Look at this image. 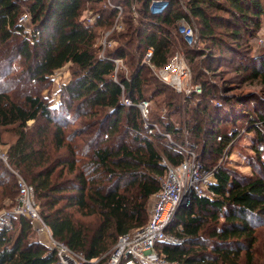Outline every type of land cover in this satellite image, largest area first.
<instances>
[{"label":"trees","instance_id":"trees-1","mask_svg":"<svg viewBox=\"0 0 264 264\" xmlns=\"http://www.w3.org/2000/svg\"><path fill=\"white\" fill-rule=\"evenodd\" d=\"M103 1L0 0V130L10 129L15 138L7 151L9 167L33 188L40 217L53 240L81 255L83 264H106L119 237L146 225L150 199L166 174L162 162L177 167L184 161L176 144L191 150L204 170L214 172L215 184L209 187L212 196L192 195L188 207L177 209L165 232L179 243L159 244L158 250L167 261L178 264H258L256 230L264 225V165L260 160L264 99L251 95L221 98L216 86L198 77L213 72L218 59L226 62L224 56L232 50L229 42L217 38L216 29L224 27L229 41L252 38L264 18V0H224L227 6L220 0H185L184 9L182 0H165L166 8L158 15L148 10L152 0H123L127 9L132 2L139 6L135 25L129 24L120 33L127 45L132 43L127 49L139 51L136 59H130L121 46L104 51L96 46L97 38L105 34L101 29L113 26L115 19V12L104 9ZM23 7L30 15L29 32L17 23ZM191 20L197 24L198 38L205 46L202 50L192 49L180 34L173 37L171 33L180 21ZM115 36H110L111 44ZM175 39L186 50L187 62L199 67L194 78L201 81V93L183 98L195 101L191 111L196 126L186 129L190 142L193 137L206 139L202 145L184 142V130L153 119V110L149 122L159 132L144 127L136 107L150 101L145 93L151 75L160 89L152 90L151 96L172 88L150 67L156 71L168 64ZM149 50L152 56L144 62ZM234 55L246 81H257L264 88V52ZM128 60L133 70L126 75ZM16 63L18 70L13 69ZM67 66L74 70L59 87L57 107L29 90L31 84L52 83ZM124 100L131 105L126 106ZM82 117L92 121L86 140L78 132L65 136V129ZM242 133L254 136L257 168L252 169L260 173L250 177L213 163ZM0 165L8 177L0 182L1 202L13 199L17 186L9 169L1 161ZM92 217L88 223L83 221ZM15 229L13 239L10 233ZM32 232L26 218L13 220L1 230L0 264H58L56 251L28 242Z\"/></svg>","mask_w":264,"mask_h":264},{"label":"built area","instance_id":"built-area-1","mask_svg":"<svg viewBox=\"0 0 264 264\" xmlns=\"http://www.w3.org/2000/svg\"><path fill=\"white\" fill-rule=\"evenodd\" d=\"M103 2L104 9L115 12L114 30L105 33L100 38L101 47L104 51L107 45H111L110 36L120 29L122 15L127 12L133 20H137L139 18V6L136 2H132L129 9H127L123 0H104ZM165 8V0H152L148 6L149 12L157 15L161 14ZM30 21L29 13L25 12V14H20L17 23L26 28V26H30ZM87 22L92 24L93 19L88 18ZM26 30L30 31L27 28ZM178 33L189 46H193L194 31L190 26L182 24L178 29ZM263 42V40L260 41V43ZM151 56L152 51H147L144 62H149ZM116 65H119V61H116ZM150 68L160 81L171 86L178 93L185 95L193 92L196 94L201 93V89L196 86L191 90H187L186 81L189 79V71L183 55H173L168 64L160 70L154 71L152 67ZM124 104L130 106L131 102L124 100ZM136 107L140 111L144 127H151L154 131L159 132L158 127L149 122L153 103L142 101ZM151 132L149 130V133ZM164 136L170 140L169 135L165 134ZM176 147L185 155V159L177 167L170 166L165 161L162 162L161 165L166 168V174L159 179L160 188L150 199L146 225L139 231L119 237L109 252L106 264H178L167 261L157 246L159 244L179 243L175 237L165 232L166 228L173 221L174 214L179 207L189 206L192 195L202 198L212 196L209 187L215 184V178L213 171L204 170L202 165L196 161V156L191 150L180 146ZM260 151H262V148H260ZM0 161L12 173L17 186V197L11 210L0 212V231L9 226L13 220L26 218L30 221L32 230L39 236L46 238L44 232H47L50 241L47 238L46 240L50 244V248L56 251L58 264H83L81 255L74 254L65 245L53 240L48 228L36 211L33 188L27 184L17 171L9 167L6 151L0 150Z\"/></svg>","mask_w":264,"mask_h":264},{"label":"rangeland","instance_id":"rangeland-1","mask_svg":"<svg viewBox=\"0 0 264 264\" xmlns=\"http://www.w3.org/2000/svg\"><path fill=\"white\" fill-rule=\"evenodd\" d=\"M263 1V0H262ZM181 6L184 9L185 5V0H182ZM221 4H224L227 6L228 4L224 0H220ZM94 8H100L99 6H93ZM28 12L26 7H23L21 10V13ZM89 12H86L84 16H87L89 18V15H86ZM216 16L223 17V18H228L229 15L226 13H213ZM128 14V15H127ZM120 29L118 31L113 32L115 36V42L112 43L110 46H106L107 49H112L117 46H121L126 48V50L129 52V58L131 59H136L138 58V53L139 51H134L133 49H127L129 45H132L130 42L129 45L126 44L127 40L125 38H122L120 35L126 31L128 28L129 24H134L135 21L132 19L131 15L129 13H124L120 19ZM114 22V20H113ZM130 22V23H128ZM185 24L186 26H190L193 31H194V44L192 49H204V44L202 41L198 38V29H197V24L194 20H191L190 22H183L180 21L176 28L172 30V35L178 36V29L179 27ZM27 29H30V26H26ZM114 30L113 26H111L107 29H101L103 33H107V31ZM109 31V32H110ZM121 33V34H120ZM228 33V31H225V28L223 27H218L216 29V34L217 38H222V40L229 42V44L232 47V50L227 53L224 58H226V62H223L222 59H218L217 64L213 66L215 70L213 72H205V75H201L198 77L199 80L201 81H208L210 85L216 86L217 87V96L219 95L221 98H236V97H248L251 95L252 97L254 96L255 98H261L264 99V88L260 86V84L257 81H246V76L241 74V72L238 71V62L239 60L234 59L236 53L237 55H245V54H253V55H259L262 52H264V42L260 43L261 40L264 41V18L261 20V26L258 30L257 33L252 34V38H248L247 40H242L239 41H234L230 40L229 38L225 35ZM180 36V35H179ZM244 37V36H243ZM181 40L184 41V39L181 38ZM175 47L172 49V54H178V55H183L184 59L186 61V65L188 67L189 71V79L186 81L187 84V90L193 89L195 86L200 88L199 84L200 82H197L194 78L195 75L198 74V65L196 62H193L192 64L187 62V59L185 58L186 53L185 49L181 46V43L175 39L174 42ZM96 46L101 47V39L100 37L97 38L96 40ZM106 49V50H107ZM129 62L126 63V66L128 67L129 71H126L125 69V74L127 75L128 73H131L133 70V63L128 60ZM206 62V61H204ZM223 62V64H222ZM198 63V62H197ZM221 65V66H220ZM219 68V69H218ZM14 70L19 69L18 63L14 64L13 67ZM74 69L70 68L69 66L65 67L61 72H59L55 77L52 78V83L49 84H31V87H29V90L32 92H36L41 98H43L46 103L50 107H57L58 106V91L59 87L61 84H63L67 78L69 77L70 71H73ZM197 77V76H195ZM155 79L151 75L148 78V89L147 93H145V97L152 101L153 103V119L156 117L165 120V123H171L175 126L177 129H183L184 133L182 134V137L184 139V142H190V134H188L186 131L189 128H194L196 124L193 122L194 117L193 113L191 111L192 108H194V103L189 101L188 99H184L186 96H190L193 93L189 95L185 94H179L172 88H168L164 90V93L158 94L154 93V95L151 96L150 92L152 90H155ZM201 89V88H200ZM156 90H160L159 88H156ZM249 97L248 99H250ZM189 101V102H186ZM168 104H171V107H168ZM73 120V119H72ZM92 121L90 119H85V118H80V119H74L73 125L69 126L67 129H65V136L72 135L76 132L79 134H84L83 139L86 140V137L89 136L92 130ZM88 124L86 132H83L82 129L85 127V125ZM28 125H32V123H29ZM187 129V130H186ZM227 133L230 132V129L227 128ZM191 133V132H190ZM243 135L239 136L236 140L233 141V143L225 150L224 154H221V156L217 157L216 160L213 161V163L217 164V166L226 168L236 175L243 177V176H251L252 174L255 175V173H260V172H254L253 171V166H255L256 162V154L253 148V141L252 138L254 137L253 134H250L249 136H245L244 133ZM14 135L12 134L10 129L7 130H0V150L2 151H8V147L13 143L14 141ZM206 139L201 140L200 138H194L191 140L190 143L196 144L199 143V145H202L205 142ZM176 145V144H175ZM178 146V145H176ZM260 160L262 161L261 164L264 165V151L260 152ZM211 157V156H210ZM2 162V161H1ZM211 162V160H210ZM3 163V162H2ZM3 165H5L3 163ZM257 168V166H255ZM20 175V174H19ZM23 178V177H22ZM24 179V178H23ZM8 180V177L6 175V170L0 165V182H5ZM28 184V183H27ZM14 192V191H13ZM17 194L14 195L13 199H6L0 202V212L2 211H10L15 200H16ZM34 202L36 205V211L40 215V208L38 205V202L35 199L34 196ZM78 214L75 213V216ZM40 217V216H39ZM92 218H84L83 221L88 223L92 221ZM44 235L46 238L50 241L49 235L47 232H44ZM10 236L14 239L17 236L16 229L10 233ZM256 237H257V243L255 245L256 247V255L255 259L258 264H262L264 262V225L261 227L257 228L256 230ZM45 237L39 236L37 233L32 232L31 237H29L28 242H39L46 246L47 249L51 250L50 244L47 242Z\"/></svg>","mask_w":264,"mask_h":264}]
</instances>
